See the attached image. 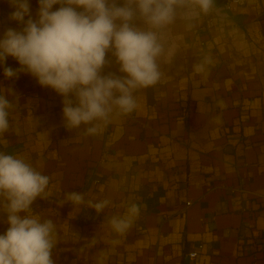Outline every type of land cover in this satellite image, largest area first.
<instances>
[{"label":"crops","instance_id":"crops-1","mask_svg":"<svg viewBox=\"0 0 264 264\" xmlns=\"http://www.w3.org/2000/svg\"><path fill=\"white\" fill-rule=\"evenodd\" d=\"M29 4L35 19L38 0ZM226 6L214 0L212 28L204 14L178 20L165 35L160 81L94 135L65 127L53 89L26 72L5 78L0 67V95L14 105L0 152L49 177L32 211L55 224L54 264H98L102 252L103 264H264V0L227 6L230 14ZM14 10L0 0V35L22 30ZM107 59L103 74L122 75ZM4 66L20 68L12 57ZM70 192L84 203L68 201ZM101 200L110 203L97 213L88 202ZM133 203L138 217L116 233L110 218ZM5 217L0 209V234Z\"/></svg>","mask_w":264,"mask_h":264},{"label":"clouds","instance_id":"clouds-1","mask_svg":"<svg viewBox=\"0 0 264 264\" xmlns=\"http://www.w3.org/2000/svg\"><path fill=\"white\" fill-rule=\"evenodd\" d=\"M9 2L15 9L9 18L23 27L0 35L4 77L26 72L42 87L53 89L63 97L65 127L86 126L88 135L96 134L113 113L132 112L134 93L160 81L159 62L172 26L178 20H195L214 7V0H38L33 19L29 0ZM109 53L122 75L103 74ZM8 57L20 68L4 66ZM194 70L203 72L204 65L197 64ZM13 107L7 95H0V135L10 128ZM48 184L49 177L23 157L0 152V209L8 225L0 234V264H54L55 224L32 211L37 198L47 197ZM66 199L84 203L79 192L68 193ZM109 203L88 202L97 213ZM139 213V205L133 203L125 215L113 216L109 223L124 234ZM105 255L100 253L98 264Z\"/></svg>","mask_w":264,"mask_h":264},{"label":"built area","instance_id":"built-area-1","mask_svg":"<svg viewBox=\"0 0 264 264\" xmlns=\"http://www.w3.org/2000/svg\"><path fill=\"white\" fill-rule=\"evenodd\" d=\"M226 1V5L232 9L235 7H241L247 0H225ZM216 25V20H215V16L212 14H206V18H205V26L207 28H212L215 27ZM99 181H95V184H98ZM191 259H197L199 254L198 253H190L189 254Z\"/></svg>","mask_w":264,"mask_h":264},{"label":"water","instance_id":"water-1","mask_svg":"<svg viewBox=\"0 0 264 264\" xmlns=\"http://www.w3.org/2000/svg\"><path fill=\"white\" fill-rule=\"evenodd\" d=\"M224 10L225 11H228V14H230L231 12H230V9L226 6V7H224Z\"/></svg>","mask_w":264,"mask_h":264}]
</instances>
